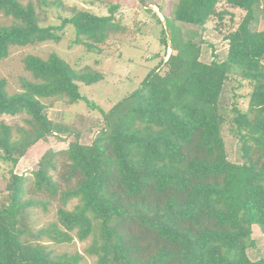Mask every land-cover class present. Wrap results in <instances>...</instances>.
I'll use <instances>...</instances> for the list:
<instances>
[{
  "label": "trees",
  "instance_id": "trees-1",
  "mask_svg": "<svg viewBox=\"0 0 264 264\" xmlns=\"http://www.w3.org/2000/svg\"><path fill=\"white\" fill-rule=\"evenodd\" d=\"M218 2L177 0L160 31V42L172 52L106 111L78 91V82L92 84L102 74L76 70L55 52L24 56L31 79L21 80L20 91L9 93L0 77V116L26 115L15 132L0 121V162L8 166L0 189V264L82 260L77 251L54 253L43 238H90L84 252L95 257L93 264H264V257H249L241 240L252 225L264 237V28L250 27L264 0H224L222 9ZM118 7L110 4L106 14L70 8L59 24L45 25L31 1L0 0V13L10 20L0 23V59L12 46L59 41L67 24L74 43L100 52L123 30L115 19ZM230 9L243 15L225 35V59L213 54L202 61L201 47L183 38L178 23L203 27L213 17H232ZM229 74L240 78L238 87L242 81L249 86L246 107L232 105L231 121L241 132L238 162L228 159L219 109ZM47 97L86 101L103 125L89 143L75 139L64 149L46 150L30 176L16 173L27 149L56 132L41 101ZM49 202L57 204L56 220L33 230L30 209H46Z\"/></svg>",
  "mask_w": 264,
  "mask_h": 264
},
{
  "label": "rangeland",
  "instance_id": "rangeland-1",
  "mask_svg": "<svg viewBox=\"0 0 264 264\" xmlns=\"http://www.w3.org/2000/svg\"><path fill=\"white\" fill-rule=\"evenodd\" d=\"M23 3L31 1L39 12L41 24H59L62 17L70 15V8L87 10L95 14H106L110 4L118 3L115 19L123 27L122 31L113 35L105 44L100 45L101 51H89L83 45L74 43V30L65 25L58 33L59 41H43L24 46H12L6 57L0 59V77L6 80V89L9 93L21 90V80L31 79L24 69L23 58L26 54H34L46 58L50 52L57 53L69 65L80 70L87 68L102 74V78L92 84L78 82V91L88 101L94 102L102 110H108L113 104L133 92L145 74L152 69L160 59H166L170 48L160 42V31L165 27L162 21L164 14L171 15L177 0H50L59 1V4L38 7L37 0H21ZM226 7L224 0H219L217 9ZM232 17L224 16L219 21L215 17L208 20L205 26H191L178 23L183 38L191 39L201 47L200 59L208 62L215 55L217 61L225 59L227 54V39L225 35L234 30L243 11L230 9ZM154 11V12H153ZM156 13V14H155ZM156 15L162 21L156 20ZM8 17L0 13V23L8 24ZM252 30L264 28V4L256 6L254 20L250 25ZM168 31V30H167ZM166 31V32H167ZM240 78L229 74L225 81L221 97L220 112L224 117L222 136L225 143L228 159L232 162L240 161L241 140L240 130L232 123L231 118L233 100L239 107H246L245 94L249 86ZM240 81V82H241ZM233 95H237L233 97ZM41 101L45 105V113L52 120L56 132L47 135L31 145L19 159L14 171L30 176V172L37 169L40 156L48 149L59 150L67 147L68 143L78 139L82 143H89L93 136L100 131L103 120L96 108H91L86 101L79 100L70 103L64 97H47ZM25 114L14 116L1 115L0 121L12 126L13 132L17 126H23ZM7 164L0 162V189L4 185ZM71 203L68 204V207ZM56 202H49L46 209L40 207L30 209V226L33 230L56 220ZM248 234L241 240L245 243L247 253L251 259L264 257V237L257 225H252ZM49 249L54 253L79 252L83 255L79 264H93L94 256L84 252L90 243V238L79 241L74 238L66 243H54L43 238Z\"/></svg>",
  "mask_w": 264,
  "mask_h": 264
}]
</instances>
